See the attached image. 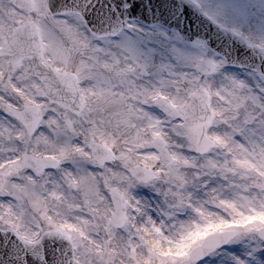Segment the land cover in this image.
I'll list each match as a JSON object with an SVG mask.
<instances>
[{
	"label": "snow or ice",
	"instance_id": "1",
	"mask_svg": "<svg viewBox=\"0 0 264 264\" xmlns=\"http://www.w3.org/2000/svg\"><path fill=\"white\" fill-rule=\"evenodd\" d=\"M0 264H264V0H0Z\"/></svg>",
	"mask_w": 264,
	"mask_h": 264
}]
</instances>
